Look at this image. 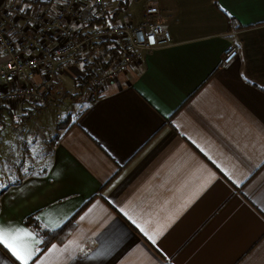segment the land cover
I'll return each instance as SVG.
<instances>
[{"label":"crops","instance_id":"obj_1","mask_svg":"<svg viewBox=\"0 0 264 264\" xmlns=\"http://www.w3.org/2000/svg\"><path fill=\"white\" fill-rule=\"evenodd\" d=\"M148 3L171 44L95 102L18 104V123L0 109L12 133L52 137L41 166L0 184V225L40 241L29 264H264V0H130L111 23L139 24ZM229 44L238 55L223 65ZM83 73L65 67L61 91ZM31 217L70 225L41 248Z\"/></svg>","mask_w":264,"mask_h":264},{"label":"built area","instance_id":"obj_2","mask_svg":"<svg viewBox=\"0 0 264 264\" xmlns=\"http://www.w3.org/2000/svg\"><path fill=\"white\" fill-rule=\"evenodd\" d=\"M27 1L10 0L0 7V108L57 104L63 99L60 83L65 67L89 66L102 44H117L120 55L104 71L91 68L93 75L79 95L80 101L93 103L106 84L141 62L146 52L171 44L153 3L146 5L139 24L86 27L111 11L108 0H63L52 14L37 8L52 0ZM237 55L238 47L229 44L221 64Z\"/></svg>","mask_w":264,"mask_h":264},{"label":"rangeland","instance_id":"obj_3","mask_svg":"<svg viewBox=\"0 0 264 264\" xmlns=\"http://www.w3.org/2000/svg\"><path fill=\"white\" fill-rule=\"evenodd\" d=\"M85 87L86 85L82 89L78 88V91L73 95H65L63 92V98L69 97L68 101L72 105H75L74 101L78 104H87L79 100V95ZM29 107L32 109L34 108L31 106ZM38 108L41 107H36L35 109ZM0 109H10L11 114L16 113V111L11 108ZM1 112L5 115L2 118L0 117V184L13 179L15 175L22 172L25 167L35 170L37 167L41 166L46 150L51 146L50 141L52 139V137L48 136L43 139L42 135L39 136L33 127L31 128L32 133L29 136L28 133L23 134L28 128L19 127L16 129L18 133H12L13 126L11 114H6L4 111ZM67 118L65 120L63 119L64 124L67 122ZM22 120L23 117L20 118L14 114V123H18ZM33 123H37L36 118H33L30 122V124ZM20 130L22 131L20 132Z\"/></svg>","mask_w":264,"mask_h":264},{"label":"trees","instance_id":"obj_4","mask_svg":"<svg viewBox=\"0 0 264 264\" xmlns=\"http://www.w3.org/2000/svg\"><path fill=\"white\" fill-rule=\"evenodd\" d=\"M27 2V0H23ZM130 0H112V9L109 13L104 14L102 16L93 18L86 27H94L105 25L107 23L114 22L116 17L122 11L126 10L128 7ZM101 51L97 54L96 57L92 59V62L89 66L84 67V75L83 78L77 80L75 83L76 88H83L87 82L89 81L90 77L93 75L91 68L98 69L100 71L106 70L109 65L120 55V48L117 44L112 43H104L100 46ZM26 224L34 230L40 238H42L41 248L46 246L49 242L60 239L62 235L66 234V230L69 227V223L60 228L58 232H49L43 229L38 222L35 220L34 217L26 219Z\"/></svg>","mask_w":264,"mask_h":264},{"label":"snow or ice","instance_id":"obj_5","mask_svg":"<svg viewBox=\"0 0 264 264\" xmlns=\"http://www.w3.org/2000/svg\"><path fill=\"white\" fill-rule=\"evenodd\" d=\"M39 240L31 233L21 229H6L0 225V245H3L20 264H29L36 254ZM5 257L0 255V264H4ZM7 264H14L9 260Z\"/></svg>","mask_w":264,"mask_h":264}]
</instances>
